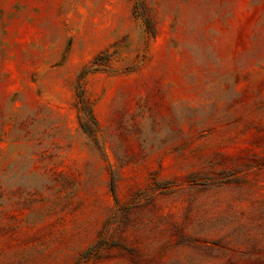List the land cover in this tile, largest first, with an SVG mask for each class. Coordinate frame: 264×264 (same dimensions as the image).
<instances>
[{
  "label": "rangeland",
  "instance_id": "1",
  "mask_svg": "<svg viewBox=\"0 0 264 264\" xmlns=\"http://www.w3.org/2000/svg\"><path fill=\"white\" fill-rule=\"evenodd\" d=\"M0 264H264V0H0Z\"/></svg>",
  "mask_w": 264,
  "mask_h": 264
}]
</instances>
